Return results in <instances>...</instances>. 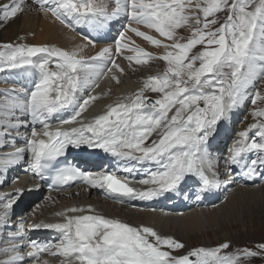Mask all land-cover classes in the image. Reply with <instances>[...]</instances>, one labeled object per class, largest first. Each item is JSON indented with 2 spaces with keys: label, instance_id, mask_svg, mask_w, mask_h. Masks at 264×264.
<instances>
[{
  "label": "snow or ice",
  "instance_id": "obj_1",
  "mask_svg": "<svg viewBox=\"0 0 264 264\" xmlns=\"http://www.w3.org/2000/svg\"><path fill=\"white\" fill-rule=\"evenodd\" d=\"M29 10L50 14L69 28H104L121 17L128 23L113 46L101 47L93 56L83 54L84 47H95L93 40L71 49L0 45V72L24 69L36 74L31 90H0V150H5L0 151V173L23 163L40 179H50L52 186L82 182L120 202L178 192L190 180L202 191L219 189L234 182L237 170L252 180H264V107L253 108L255 122L238 133L226 157L211 152L218 127L230 120L234 110L250 97L253 105L264 103V93L254 87L264 84V0H6L0 3V22H10ZM220 13L225 14L223 23ZM133 24L145 25L164 39ZM181 28L191 29V36H179ZM128 31L164 52L156 55L130 47L125 43L130 39L125 35ZM123 49L135 53L126 57L130 62L146 65L159 59L165 68L86 122L83 113L98 99L92 92L100 80L111 74L120 82L114 69L120 73L124 69L115 56ZM69 108L74 109L73 115L58 123L78 126L53 128L54 115ZM81 147L110 154L128 174L150 165L137 181L146 187H133L129 176L121 177L116 171H84L66 162L68 150ZM21 194L22 190L0 193V264L28 260L35 264L42 254L62 257L60 264H246L264 257V243L229 252L227 240L177 254L185 244L175 237L152 226L107 217L91 205L57 212L59 222L28 226L58 230L59 242L30 240L25 222L13 225L11 219ZM10 227L15 230L4 234L3 229Z\"/></svg>",
  "mask_w": 264,
  "mask_h": 264
},
{
  "label": "bare ground",
  "instance_id": "obj_2",
  "mask_svg": "<svg viewBox=\"0 0 264 264\" xmlns=\"http://www.w3.org/2000/svg\"><path fill=\"white\" fill-rule=\"evenodd\" d=\"M3 2H6V0H0V3ZM29 2L31 3V0H29ZM32 6L33 8L35 7L34 4ZM111 23L104 28L92 27L93 31L95 32L91 34L92 37L89 35L82 36L81 34L76 33L74 29L62 25L50 14L44 15L35 10H29L25 11L22 15H19L10 22H0V40L19 39L21 36H23L26 38V40L32 41L37 45H55L65 49H71L76 45H88V41L93 40L95 47L87 46L83 49V54L85 56H93L99 50V48L114 45V42H112L113 34L111 31L112 28H116L118 25V20ZM133 25L136 26V24ZM82 31L86 32L84 30ZM142 31L148 32L150 35L157 36V38L164 39L163 37H159L154 30L145 28ZM32 34L33 37H31ZM165 42L170 43V41L167 40H165ZM125 43H128L130 47L139 46L156 55L162 54L164 52L163 48H158L151 44V42L137 35L131 37L130 40L126 39ZM129 55H135V53L131 52L129 49H123L121 54L115 56V59H121L120 62L117 60L116 62H119L118 64L124 69L123 73H120L119 70L114 69L116 75L119 76L120 82L116 83L113 79H111V74L100 80L99 87L92 92V95H98V99H96L94 102H91L87 111L83 113V118L86 122L92 120L97 115L103 114L109 104H114L119 98L135 92L142 86V80L144 81L148 76L155 75L159 71L162 72L164 69L163 67L165 66V63L162 60L161 67H158V61L156 60H150L146 65H137L135 61L130 62L126 59V57ZM18 72H20V69ZM12 74H14V70H8L6 74H3L2 77H0V84H3L4 88L6 89L21 88L20 86H17L18 80L15 77H12ZM29 81H31V85L34 84L32 77L28 78V82ZM70 110L73 109L69 108L62 111L64 116L68 117L67 112ZM55 116L56 115H54V117ZM54 117L51 120L53 128L60 126L71 127V125H73H60L58 120H55ZM254 122L255 120L249 121L247 123V127ZM21 131L26 130L21 129ZM220 135H225V138L228 136L225 133ZM237 136L231 138V141L227 146L228 150L226 154L229 153V149L231 148L234 140L237 139ZM217 143L220 146L218 149L223 151V141L218 140ZM17 144L19 146L21 145V143L18 141ZM6 151H11V149H6ZM214 151L215 150H211L214 156L221 158L226 156V154L224 156L220 152ZM221 163H223V161H221ZM21 169L24 168L22 167ZM237 173L240 174V171L237 170ZM1 174L2 173H0V176ZM5 174L3 179H0V181H3V183H0V193H10L12 189L22 187L24 181H26V178H20L22 173L21 171L18 172L15 167L7 170ZM221 178L227 179L223 175ZM238 180H241V177ZM6 181L9 182V185H6ZM193 184L194 185L185 184V187L188 189V191L194 193V197H204L205 194L201 193L200 187L196 186L194 182ZM218 194L220 195L221 199L216 204L200 206L199 208L187 210L182 213H173L172 211L165 212L163 209H147L143 208L142 206H134L123 203L110 198L108 195L102 192L88 187V185H81L76 186L70 191L51 196L49 199L43 202H39L37 204L38 209H34L32 212H30V209L25 208L24 212L16 214L11 219H14L12 220L13 225L21 220L26 219V236L28 238V226L31 224L46 222L45 220L48 219L51 223H54L56 219L59 221L62 219L55 215L57 212L74 206L86 208L88 205H91L97 213L103 214L107 217L119 218L134 225L142 224L152 226L161 234L171 235L178 240L188 242L189 239L191 240L194 238L192 236L203 235L208 237L211 227L214 228V225L218 224L219 221H225L229 217L233 216L240 220L241 214L247 212L249 218L251 216L249 209L253 208L254 205L257 206L256 204L258 202L264 200V183L243 184L242 182L239 183V181L234 180L233 183L224 184L219 189H217V195ZM208 196L214 197L215 192H211L208 194ZM22 199L23 196H21L19 201H17L18 207L21 205ZM260 208L262 209V207ZM26 209H28L27 213ZM256 212H259V210L256 209ZM233 221L235 222L234 219ZM12 230L15 229L10 227L5 230L3 229V232L6 234L8 231ZM36 235H39V233L37 232ZM226 237H223L220 240V243L226 240H231V238L226 239ZM205 243L208 244L209 241L207 242L205 240ZM195 244L199 243L194 241L192 244H188V246L190 247L191 245ZM48 260L54 262L55 258L49 256ZM58 260L59 262L61 261L60 259Z\"/></svg>",
  "mask_w": 264,
  "mask_h": 264
},
{
  "label": "rangeland",
  "instance_id": "obj_3",
  "mask_svg": "<svg viewBox=\"0 0 264 264\" xmlns=\"http://www.w3.org/2000/svg\"><path fill=\"white\" fill-rule=\"evenodd\" d=\"M218 15L220 17V23H223L225 14L220 13ZM209 19H211V17H209ZM120 21L121 20L119 19L118 25L116 26V28H112V31H111L113 34L112 42H114V38L117 37L119 31L123 30L124 26L120 30L116 31L119 27ZM217 26H219V24ZM133 27H139L142 30H144L145 28H148L145 25H136V26L133 25ZM72 29H74L76 33L81 34L82 36L83 35L88 36V32H91V34L95 33L92 27L87 26V25H82L81 29H76V27ZM82 30L86 32H83ZM125 35L126 37L131 39V37H134V35L136 34L132 33L131 31H128ZM178 35L181 37L188 38L191 36V30L188 28H181L178 30ZM31 37H33V34L31 35ZM130 39H127V40H130ZM9 43L13 45L21 44V43L35 44L32 41L26 40V38H24L23 36H21L19 39L0 40V45L9 44ZM198 49H199V46L197 49H194V51ZM155 60L158 61V67H161V60L159 59H155ZM163 68H165V66ZM6 71L8 70L0 72V77H2V75L5 74ZM11 76L14 77L13 74ZM143 82L144 81L142 80L141 81L142 85H143ZM254 87L258 89L259 91H261L262 93H264V84L257 83ZM5 89L6 88H4V85L0 84V90H5ZM252 91L253 89L250 88L249 92L251 93ZM147 95H150L153 98H155V94L147 93ZM254 107H264V103L257 101V104L253 105L251 103V97H250L249 100L245 101L241 107L234 110L229 121L221 124L218 127L217 133H219V135L225 133L226 135H228L230 139L233 138L234 136H237L240 131L244 130L247 127V123L249 121L254 120V117L252 116V110ZM152 138H156L155 134H153ZM223 150L227 152V146L223 147ZM17 201H19V198L17 199ZM256 205L258 207L254 205L253 208L249 209V211L251 212L250 214L251 216L249 218H248L247 212H244L243 214H241L240 220L232 216V217L227 218V220H225L226 222L219 221L218 223L219 225L216 224L214 225V228L213 227L210 228L211 230L209 231L208 237L203 236V235L202 236H192L194 238H192L191 240L189 239L188 242H183L182 240H180L185 244V248L183 250H180V252H178L177 254H184L188 250L194 247H200V246L215 247L216 245L220 244V240L226 236H227L226 239L231 238V240H227L231 242V248H230L231 250L230 249L227 250L229 252L235 251L237 249H243V248H255V246L258 245L259 243H264V207H263L264 200L258 202ZM14 206L15 208L17 207V202ZM260 207H262V209ZM256 209L259 210V212H256ZM233 219L235 220V222L233 221ZM205 240L207 242L209 241V243L208 244L205 243ZM194 241H196L199 244L191 245L189 247L188 244H192ZM246 264H264V257L251 258L248 261H246Z\"/></svg>",
  "mask_w": 264,
  "mask_h": 264
}]
</instances>
